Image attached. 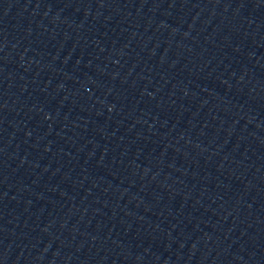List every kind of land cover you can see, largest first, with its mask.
I'll return each instance as SVG.
<instances>
[{
  "label": "water",
  "instance_id": "obj_1",
  "mask_svg": "<svg viewBox=\"0 0 264 264\" xmlns=\"http://www.w3.org/2000/svg\"><path fill=\"white\" fill-rule=\"evenodd\" d=\"M0 264H264V0H0Z\"/></svg>",
  "mask_w": 264,
  "mask_h": 264
}]
</instances>
